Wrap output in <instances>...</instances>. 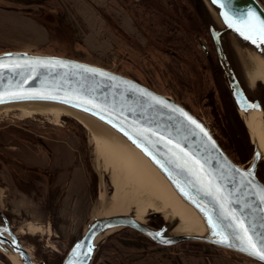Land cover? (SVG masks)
Instances as JSON below:
<instances>
[{
	"label": "rangeland",
	"instance_id": "374dc122",
	"mask_svg": "<svg viewBox=\"0 0 264 264\" xmlns=\"http://www.w3.org/2000/svg\"><path fill=\"white\" fill-rule=\"evenodd\" d=\"M14 1L16 5H11L10 0H0V54L28 51L79 59L135 79L180 102L225 140L237 163L243 167L251 164L250 135L237 109L234 110L221 73L209 69L207 55L198 42L200 38L208 46L211 39L197 10L200 0ZM211 49L213 44L210 52ZM253 88L264 102V83L258 82ZM212 104L228 119L236 148L215 120ZM240 122L248 135L242 132ZM10 127L24 131L29 139L40 140L44 136L55 142L63 141L80 155L82 167L74 173L76 178L83 177L87 182L84 193L72 181L65 188L67 177L62 171L56 175L36 169L32 172L11 159L9 150L5 153L0 150V209L37 259L61 264L89 217L95 214L99 195L104 192L112 195V173L97 154L91 133L71 116L27 115L16 108L1 109L0 138L13 137ZM2 147L7 149L5 145ZM258 171L259 176L264 175V160ZM124 180L127 182L122 187L130 184L127 179L121 182ZM82 197L87 206L83 205L86 211L81 209L83 216L76 214L74 208ZM66 202L65 211L72 218H60L64 210L61 206ZM137 206V203L127 205L132 212H137ZM153 209L145 203L143 212L147 214ZM0 264H15L1 248ZM94 264L260 263L199 241L161 246L134 229L123 228L104 243Z\"/></svg>",
	"mask_w": 264,
	"mask_h": 264
},
{
	"label": "water",
	"instance_id": "95a60500",
	"mask_svg": "<svg viewBox=\"0 0 264 264\" xmlns=\"http://www.w3.org/2000/svg\"><path fill=\"white\" fill-rule=\"evenodd\" d=\"M200 1L198 13L243 123V112L255 110L264 117L244 69L253 61L264 65V5L259 0ZM198 42L212 62L207 46ZM0 64V107L51 103L98 121L136 149L177 199L173 210L145 215L95 210L61 264H94L104 243L123 228L161 246L199 241L264 264V181L258 171L264 150L246 126L254 146L247 168L184 105L135 79L79 59L28 51L1 53ZM192 212L197 222L189 218ZM155 219L163 220L160 228L151 224ZM188 219L202 232L188 233ZM0 248L17 264H47L28 249L1 209Z\"/></svg>",
	"mask_w": 264,
	"mask_h": 264
},
{
	"label": "bare ground",
	"instance_id": "6f19581e",
	"mask_svg": "<svg viewBox=\"0 0 264 264\" xmlns=\"http://www.w3.org/2000/svg\"><path fill=\"white\" fill-rule=\"evenodd\" d=\"M244 69L250 84L249 86L252 89L256 83H264L263 63L257 61H253L247 65L244 63ZM5 108H16L27 115L30 113L65 114L76 119L91 133L97 154L103 159L105 167L112 173L111 181L114 186L112 195L108 196L106 192L99 195L97 207L95 208L99 214L112 215L128 212L145 215L146 213L144 212L146 211L143 210L145 203L150 204V207L154 208L149 213L174 209V200L177 199L164 178L159 175L136 149L110 128L86 115L51 103L13 104L2 106L0 110ZM241 115L252 139L257 138L264 150L263 113L253 110L246 113L243 112ZM123 179H127L131 185L127 184L125 187H122L127 182L126 180H124L125 182H121ZM128 203L129 205L137 203V212H132L130 207H127ZM191 214L192 217L189 218H195L196 220L195 214L193 212ZM196 222L190 221L187 224L188 233L202 232L201 227ZM14 263L17 264V262Z\"/></svg>",
	"mask_w": 264,
	"mask_h": 264
},
{
	"label": "crops",
	"instance_id": "0c3cea01",
	"mask_svg": "<svg viewBox=\"0 0 264 264\" xmlns=\"http://www.w3.org/2000/svg\"><path fill=\"white\" fill-rule=\"evenodd\" d=\"M49 1V0H46ZM134 2H145L150 0H133ZM11 5H16L14 0H10ZM9 133L14 132L13 137L4 135L0 138V150L2 153H9L8 156L17 161L18 163L22 164L25 167L31 168L32 172L34 169L46 171L48 174H60L57 172L62 171L67 177L66 186L74 183L78 186V191L84 193L87 191V182L83 177L76 178L77 170L82 167L81 165V158L80 155L76 153L75 149L72 148V145H69L63 141L57 140V142L50 140L48 137L41 136L42 139H36L34 137L28 138L24 134V131H21L17 127H10ZM16 133V134H15ZM24 134V135H23ZM45 139V140H44ZM53 142V143H52ZM5 145L7 149L3 148L2 146ZM6 151H5V150ZM43 153H42V151ZM74 171L76 173H74ZM61 172V173H62ZM78 177V176H77ZM71 183V184H72ZM63 189V188H62ZM81 193V194H82ZM80 200L77 206L72 207L74 212L78 215L83 216V211L87 209L84 208V197ZM87 201V200H86ZM77 203V202H76ZM84 205V206H83ZM63 206V207H62ZM61 208H64L63 212H61L62 216L60 218H72L71 213L69 211H65L68 204L67 202L62 205ZM87 208V206H85ZM79 208V209H78ZM83 211H82V210ZM60 215V213H59ZM78 217V216H76ZM73 234V237L76 236V231Z\"/></svg>",
	"mask_w": 264,
	"mask_h": 264
},
{
	"label": "flooded vegetation",
	"instance_id": "af4514ba",
	"mask_svg": "<svg viewBox=\"0 0 264 264\" xmlns=\"http://www.w3.org/2000/svg\"><path fill=\"white\" fill-rule=\"evenodd\" d=\"M209 42V44L210 45H212L213 43H212V41H211V39L208 41ZM212 43V44H211ZM208 44V46H207V48L209 49L210 48V45ZM213 49H214V46H213ZM213 49H211L212 51V54H211V52H210V55H211V57H212V62H210L209 60H208V65H209V69L211 70V71H213L214 73H217V72H219V73H221V75H222V72H221V70H220V67H219V63H218V59H217V55H216V51H215V49L213 50ZM213 64V65H212ZM222 78H223V76H222ZM227 87V86H226ZM228 89V88H227ZM228 93H229V90H228ZM230 94V93H229ZM230 97H231V95H230ZM261 103H262V106H263V109H264V102H263V99H262V97H261ZM234 110H236V108L234 109ZM239 122V121H238ZM241 123V122H240ZM241 126H242V132L245 134V135H248L247 134V131H246V129L243 127V125H242V123H241ZM214 135H215V137L217 138V140L219 141V143L221 144V146L225 149V151L231 156V154H230V150H231V147L227 144V143H225V140H222V139H220L221 137H220V135L218 136L217 134H216V132L214 133ZM248 137V136H247ZM249 138V137H248ZM251 139V138H250ZM252 144V143H251ZM249 148H251L253 151H254V146L252 145V146H250L249 145ZM238 149V148H237ZM237 153H238V150H237ZM238 156V158H239V155H237ZM232 157V156H231ZM234 160V159H233ZM236 160V159H235ZM234 160V161H235ZM236 163H237V161H235ZM239 164V163H238ZM260 164V163H259ZM250 165V164H249ZM247 167H249V166H245V168H247ZM258 167H259V165H258ZM259 170V169H258ZM261 179L264 181V175H262L261 174ZM154 225H155V227H157V228H160L162 225H163V221L161 220V219H155V222H154Z\"/></svg>",
	"mask_w": 264,
	"mask_h": 264
},
{
	"label": "trees",
	"instance_id": "16d2710c",
	"mask_svg": "<svg viewBox=\"0 0 264 264\" xmlns=\"http://www.w3.org/2000/svg\"><path fill=\"white\" fill-rule=\"evenodd\" d=\"M170 20L174 21L175 23L177 22V19L176 18H172L171 19V16H167ZM169 21V20H168ZM170 22V21H169ZM172 27V26H171ZM199 27V25H198ZM173 28V27H172ZM176 29V28H175ZM200 33V31H199ZM212 109H211V112L213 114V116L215 117V120L220 124V127L224 129V131L226 132V136L227 138L230 140V142L233 144L234 148H236V142H235V138L231 132V128H230V124H229V121L228 119H225V116H222V112L221 110L219 109L218 106H216L215 104H212ZM64 258H62L61 260V263L63 261Z\"/></svg>",
	"mask_w": 264,
	"mask_h": 264
},
{
	"label": "snow or ice",
	"instance_id": "6c2138e0",
	"mask_svg": "<svg viewBox=\"0 0 264 264\" xmlns=\"http://www.w3.org/2000/svg\"><path fill=\"white\" fill-rule=\"evenodd\" d=\"M254 15V14H253ZM262 30H264V28H262ZM3 65L2 64H0V67H2ZM222 243H226V241H221ZM253 247H255V245H252ZM260 257H261V259H264V252H261L260 253Z\"/></svg>",
	"mask_w": 264,
	"mask_h": 264
},
{
	"label": "built area",
	"instance_id": "2783aa9c",
	"mask_svg": "<svg viewBox=\"0 0 264 264\" xmlns=\"http://www.w3.org/2000/svg\"><path fill=\"white\" fill-rule=\"evenodd\" d=\"M264 5V0H259Z\"/></svg>",
	"mask_w": 264,
	"mask_h": 264
}]
</instances>
